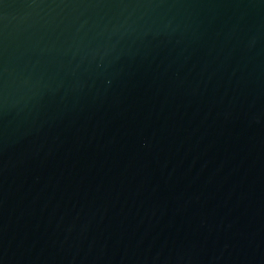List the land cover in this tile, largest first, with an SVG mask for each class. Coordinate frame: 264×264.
Here are the masks:
<instances>
[{"label":"water","instance_id":"obj_1","mask_svg":"<svg viewBox=\"0 0 264 264\" xmlns=\"http://www.w3.org/2000/svg\"><path fill=\"white\" fill-rule=\"evenodd\" d=\"M0 264H264V0H0Z\"/></svg>","mask_w":264,"mask_h":264}]
</instances>
